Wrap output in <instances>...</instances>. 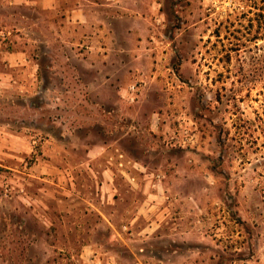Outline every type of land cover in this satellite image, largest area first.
Returning a JSON list of instances; mask_svg holds the SVG:
<instances>
[{
  "label": "rangeland",
  "instance_id": "obj_1",
  "mask_svg": "<svg viewBox=\"0 0 264 264\" xmlns=\"http://www.w3.org/2000/svg\"><path fill=\"white\" fill-rule=\"evenodd\" d=\"M263 0H0V264H264Z\"/></svg>",
  "mask_w": 264,
  "mask_h": 264
},
{
  "label": "trees",
  "instance_id": "obj_2",
  "mask_svg": "<svg viewBox=\"0 0 264 264\" xmlns=\"http://www.w3.org/2000/svg\"><path fill=\"white\" fill-rule=\"evenodd\" d=\"M261 16L263 17V20H264V9H263V12L261 13ZM263 32H264V23H263ZM263 37H264V33H263Z\"/></svg>",
  "mask_w": 264,
  "mask_h": 264
}]
</instances>
